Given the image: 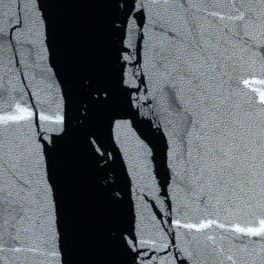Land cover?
I'll list each match as a JSON object with an SVG mask.
<instances>
[{
    "label": "snow or ice",
    "instance_id": "snow-or-ice-1",
    "mask_svg": "<svg viewBox=\"0 0 264 264\" xmlns=\"http://www.w3.org/2000/svg\"><path fill=\"white\" fill-rule=\"evenodd\" d=\"M0 264H264V0H0Z\"/></svg>",
    "mask_w": 264,
    "mask_h": 264
},
{
    "label": "water",
    "instance_id": "water-1",
    "mask_svg": "<svg viewBox=\"0 0 264 264\" xmlns=\"http://www.w3.org/2000/svg\"><path fill=\"white\" fill-rule=\"evenodd\" d=\"M64 21L70 33L84 45L88 43L89 13L87 9H68Z\"/></svg>",
    "mask_w": 264,
    "mask_h": 264
}]
</instances>
